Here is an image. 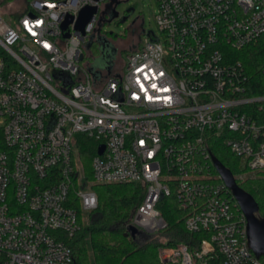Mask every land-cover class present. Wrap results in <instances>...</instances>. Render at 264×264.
Wrapping results in <instances>:
<instances>
[{
	"label": "built area",
	"instance_id": "1",
	"mask_svg": "<svg viewBox=\"0 0 264 264\" xmlns=\"http://www.w3.org/2000/svg\"><path fill=\"white\" fill-rule=\"evenodd\" d=\"M109 1L28 0L16 26L0 14V264H79L69 240L99 206L91 185L130 182L145 198L126 233L166 229L158 204L172 195L185 229L209 233L195 247L162 246V264H264L211 149L223 141L241 174L264 169V61L255 82L238 54L264 51V0H156L159 33L143 29L96 79L84 59L93 37L98 48L109 39L99 29ZM88 5L98 12L83 34ZM84 138L96 145L92 179Z\"/></svg>",
	"mask_w": 264,
	"mask_h": 264
},
{
	"label": "trees",
	"instance_id": "2",
	"mask_svg": "<svg viewBox=\"0 0 264 264\" xmlns=\"http://www.w3.org/2000/svg\"><path fill=\"white\" fill-rule=\"evenodd\" d=\"M26 10V9H25ZM25 10L23 12H25ZM103 14L100 22L102 21ZM105 16L104 18H108ZM107 22V21H105ZM103 22V24L105 23ZM99 23V29L102 27ZM91 51L100 52L93 43ZM248 52H239L251 69L254 81L260 80V61H264V51L251 47ZM263 64V63H262ZM257 89L254 90L256 92ZM0 131V148H1ZM213 155L217 157L235 176L243 168L240 157L231 152L229 147L221 140L211 145ZM80 161L88 179L93 178L92 158L96 154L95 142L84 138L78 147ZM216 171V169H214ZM217 172V171H216ZM239 185L251 193L260 206V213L264 217V173L260 177L249 178ZM99 199L98 208L88 217V224L82 223V230L69 243L72 245L77 262L79 264H162L158 258L160 243L149 242L139 245L132 237L127 236L120 228L125 220L129 219L132 211L140 205L145 198V187L142 183H115V184H92ZM77 208L81 211L80 205ZM158 208L162 211L168 226L163 231L168 233V239L162 245L174 246L185 243L195 247L199 241L209 236L207 231L190 233L184 226V213L179 208L175 197L163 198ZM114 239L111 243L107 240ZM111 239V240H112ZM92 252V257L90 253ZM264 261V257H262Z\"/></svg>",
	"mask_w": 264,
	"mask_h": 264
},
{
	"label": "water",
	"instance_id": "3",
	"mask_svg": "<svg viewBox=\"0 0 264 264\" xmlns=\"http://www.w3.org/2000/svg\"><path fill=\"white\" fill-rule=\"evenodd\" d=\"M129 0H110L107 3L106 10L103 11V16H109L108 18H102L100 25L102 26L105 21H112L115 17L119 16L118 6L121 3H126ZM128 12L133 8L126 9ZM97 6H84L76 20V29L85 33V27L88 22L97 14ZM128 16H123L122 22L126 21ZM74 17L68 15L62 24V28L66 29L70 23H72ZM65 36H69L68 33ZM95 42L94 37L87 43V49H91L92 44ZM99 43L100 55L95 58V62L90 65L89 71L97 79L102 70H107L110 74L115 64V58L117 56V48L115 44L109 40L106 36H99L97 39ZM104 145L99 149V153L104 151ZM214 165L222 177L227 187L231 190L234 198L238 202L244 216L246 218V232L248 245L256 254L257 257H264V217L260 215V206L254 196L242 188L234 173L226 167L217 157L213 156ZM137 232L136 227L130 228V233H126L127 236L135 235Z\"/></svg>",
	"mask_w": 264,
	"mask_h": 264
},
{
	"label": "rangeland",
	"instance_id": "4",
	"mask_svg": "<svg viewBox=\"0 0 264 264\" xmlns=\"http://www.w3.org/2000/svg\"><path fill=\"white\" fill-rule=\"evenodd\" d=\"M28 0H0V14L2 15L3 19L8 22L12 26H16L19 17L22 15L23 11L27 7ZM132 6L135 8V14L130 16L126 21L122 22V18L124 12L126 11L127 7ZM158 10V5L156 0H130L128 3H122L118 7L119 16L115 17L112 21H107L103 24L102 32L105 33L109 40H111L115 45L122 46L127 44L131 41L134 36V33L137 32L135 26L133 25V20L135 16L141 15L144 18V29L145 30H153L159 33L155 15ZM126 52H124L123 57H126ZM100 55V52H94L91 56H86L84 62L89 63L92 65L95 62V58ZM121 63V62H120ZM121 65V64H120ZM119 65V66H120ZM85 173V171H84ZM264 173V169L260 171H245L240 174L237 178L238 183H245L249 178H256L262 176ZM86 174V173H85ZM87 175V174H86ZM136 208L132 211L129 219L125 220L122 224H120L121 230L126 233V224L129 223L133 215L135 214ZM261 215V213H260ZM84 223L87 225L89 213L86 212L84 214ZM262 216V215H261ZM168 233L166 231H161L159 233H150L144 229H139L136 232V237L133 238L139 245H144L149 242H156L160 243L161 246L165 241L168 239ZM110 237L107 238L109 242H113L114 239ZM159 248V249H160ZM159 251V250H158ZM92 257V252L90 253Z\"/></svg>",
	"mask_w": 264,
	"mask_h": 264
},
{
	"label": "flooded vegetation",
	"instance_id": "5",
	"mask_svg": "<svg viewBox=\"0 0 264 264\" xmlns=\"http://www.w3.org/2000/svg\"><path fill=\"white\" fill-rule=\"evenodd\" d=\"M121 1H125V0H121ZM128 2H126V3H128ZM107 3H106V6H107ZM128 8H131V9L133 8V10H131L129 12L126 10L124 12V15L123 16H128V18H129L130 16H132V15L135 14V8L132 7V6L127 7V9ZM105 10H106V7H105ZM133 25L135 26L137 32L134 33V36L131 39V41L129 43H127V44L122 45V46L115 45L116 48H117V56L115 58V61L118 58L121 59L123 57L124 52H126L127 50L135 49V48H137L140 45V42H141V33H142L143 29H144V18H143V16H141V15L135 16V18L133 20Z\"/></svg>",
	"mask_w": 264,
	"mask_h": 264
}]
</instances>
